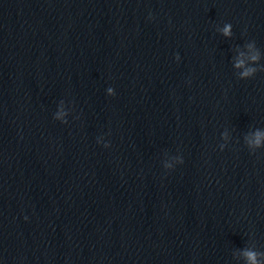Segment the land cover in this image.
I'll use <instances>...</instances> for the list:
<instances>
[{
  "label": "water",
  "instance_id": "obj_1",
  "mask_svg": "<svg viewBox=\"0 0 264 264\" xmlns=\"http://www.w3.org/2000/svg\"><path fill=\"white\" fill-rule=\"evenodd\" d=\"M248 252L264 264V0H0V264Z\"/></svg>",
  "mask_w": 264,
  "mask_h": 264
},
{
  "label": "clouds",
  "instance_id": "obj_2",
  "mask_svg": "<svg viewBox=\"0 0 264 264\" xmlns=\"http://www.w3.org/2000/svg\"><path fill=\"white\" fill-rule=\"evenodd\" d=\"M230 28H231L230 25L225 27L224 29L225 34H230ZM253 59H256V57H253ZM245 75H247V73H245ZM247 256L252 261V264H256V254L254 252H248Z\"/></svg>",
  "mask_w": 264,
  "mask_h": 264
}]
</instances>
